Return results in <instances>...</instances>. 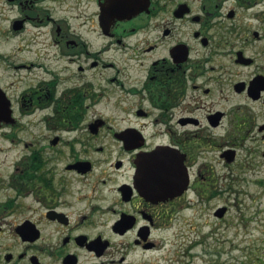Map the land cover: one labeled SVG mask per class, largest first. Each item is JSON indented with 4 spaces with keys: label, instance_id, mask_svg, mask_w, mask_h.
<instances>
[{
    "label": "flooded vegetation",
    "instance_id": "af4514ba",
    "mask_svg": "<svg viewBox=\"0 0 264 264\" xmlns=\"http://www.w3.org/2000/svg\"><path fill=\"white\" fill-rule=\"evenodd\" d=\"M221 129L264 143V0H0V264H156Z\"/></svg>",
    "mask_w": 264,
    "mask_h": 264
},
{
    "label": "rangeland",
    "instance_id": "374dc122",
    "mask_svg": "<svg viewBox=\"0 0 264 264\" xmlns=\"http://www.w3.org/2000/svg\"><path fill=\"white\" fill-rule=\"evenodd\" d=\"M223 130L215 139V200L187 208L181 233L169 231L156 264H264V157L240 146L235 162L219 159ZM226 206L222 217L213 211ZM215 208V209H214ZM196 243V244H194Z\"/></svg>",
    "mask_w": 264,
    "mask_h": 264
},
{
    "label": "water",
    "instance_id": "95a60500",
    "mask_svg": "<svg viewBox=\"0 0 264 264\" xmlns=\"http://www.w3.org/2000/svg\"><path fill=\"white\" fill-rule=\"evenodd\" d=\"M223 154H225L226 157L225 159L228 162H230L234 158L235 150H226ZM226 210H227L226 206L217 207L216 210L214 211V215L220 218L224 215Z\"/></svg>",
    "mask_w": 264,
    "mask_h": 264
},
{
    "label": "trees",
    "instance_id": "16d2710c",
    "mask_svg": "<svg viewBox=\"0 0 264 264\" xmlns=\"http://www.w3.org/2000/svg\"><path fill=\"white\" fill-rule=\"evenodd\" d=\"M219 192L217 191V190H215V194H218ZM194 244H196V243H194Z\"/></svg>",
    "mask_w": 264,
    "mask_h": 264
}]
</instances>
